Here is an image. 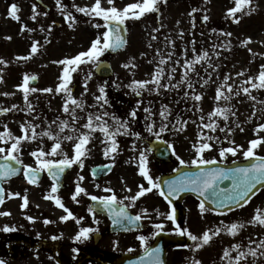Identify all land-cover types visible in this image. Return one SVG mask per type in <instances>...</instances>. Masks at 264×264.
Masks as SVG:
<instances>
[{
  "label": "snow or ice",
  "instance_id": "1",
  "mask_svg": "<svg viewBox=\"0 0 264 264\" xmlns=\"http://www.w3.org/2000/svg\"><path fill=\"white\" fill-rule=\"evenodd\" d=\"M168 0H136V2L129 3L123 8H119L115 5V0H107L108 7L102 5V0H95L94 4L89 6H78L73 3V7L76 12L82 13L90 19L100 18L103 21L101 23L93 24V27L100 29L104 28L105 31L99 33L90 43V46L79 52L73 57H66L60 59L59 61H53L62 65L61 75L58 77L59 83L55 89L48 87L44 89H38L34 86H30L31 81L37 80V76L25 74L22 79V83L17 85V90L23 94L24 107L13 104L11 107L0 106V116H4L9 112L13 111H24L26 114L31 115L34 113L35 108L29 99L30 94L43 92V93H56L63 94L64 103L62 105L63 113L67 114L69 119H60L57 117L53 120L47 127V129L42 131H37L40 128L39 124H35L32 121H25L19 125L21 130V135L17 136L12 133L8 125L5 123L2 125L3 131H0V181H9L11 178L17 176L23 170V176L25 177L27 183L37 184L39 180V175L43 171H47L48 175L51 177L53 183L51 185L50 193L54 194L58 192L60 187V181L65 173L66 169L72 168L74 165L78 166L81 170L84 168V159L90 155V149L88 145L90 142L96 139L95 134L100 133L102 136L101 144L103 145V155L105 158L115 160L116 155H118V150L120 145L118 143L117 137L119 136H132L136 140L141 139V134L139 132H134L131 129V123L135 122L138 118V112L141 108L142 100L137 101V105L128 113L127 119H121L115 113H110L106 110L105 106L110 107V102L108 100L105 85L98 87V95L94 94L95 103L88 105L85 101V94L88 92V81L92 79V72L89 71L84 78V93H81L79 98L73 95V74L81 70L82 65H92L97 71L102 68L103 61L101 57L105 52L112 51L116 52L126 47L128 41L123 35L126 29V21L130 19L139 20L149 13H159V5L161 3L167 4ZM206 3H210V0H205ZM235 6L228 9L227 17L232 18L234 23H239L240 19L237 18V14L251 15L257 10L258 5L253 4V0H234ZM56 7L64 15V19L69 23V27L72 28L77 20L73 16L71 11L67 10V6L62 2V0H55ZM198 9H193L189 13L191 16ZM18 5L13 3L9 9V18L19 21L20 17L17 15ZM33 15L30 17L32 20H36L41 14L47 15V13H40L37 11V5H32ZM210 19L209 15L204 14L202 20L206 23ZM179 24V21H177ZM193 27L195 24L193 23ZM33 31V29L26 28L22 25L21 31ZM41 31H44L41 28ZM48 31L51 32V26H49ZM160 29H153V32H159ZM217 30L212 29L215 33ZM180 38H183V30L178 33ZM220 35L231 37V32H221ZM6 39H11V37H6ZM156 35H151V40H156ZM166 47L171 45L172 50L164 53L161 49H156L155 68L150 74V79L147 80H136L133 79L127 87H129L137 97H142L144 92L149 94H155L157 96L162 95L164 92L175 90L179 92L182 88L186 89L180 100L185 102L193 100L200 102L203 100V95L196 91V85L199 84L200 88H204L208 85L209 81L212 80L213 73H217L220 67L219 64L212 63V56L219 58L220 53L217 48H224L225 50H230L228 43H221L219 45H212V55H210L208 50H203L197 52L195 48V40L191 43L193 47L191 48L192 56L188 58V49L184 50L182 61L181 59H173L175 55V42L169 37H165ZM252 43L251 38H246L241 42V46H247ZM151 47V43L148 45ZM39 50V42L33 41L31 44V49L29 55L17 56V60L27 61L32 58ZM248 51L252 53V49L248 48ZM142 56L145 54H141ZM253 55H258L253 53ZM135 58H131L128 63L122 65L126 69H135L138 65L134 62ZM150 64L154 63L153 60L148 61ZM7 61L0 58V65L7 66ZM204 67V72L207 74V79L200 75L197 71L196 66L201 65ZM182 69V73L179 80H175V74L177 69ZM208 69L212 71L209 72ZM193 74L197 77L193 81ZM244 71L236 73L237 77L245 76ZM217 80L220 77L217 75ZM233 77L230 74H226L223 77V81L219 83L214 100L217 102V107L213 111L207 114V117L203 114L202 109L199 107V103L193 105L196 112H200L198 119L200 121L197 124L199 129L197 134V140L192 144V149L194 151V157L190 161H185L180 157L175 151V148L166 140H162V135L169 131L182 132L186 130L189 122L196 123L195 120L183 119L179 114L173 118V110L169 108L167 104H161L158 115L160 117L159 127H157V122L153 118L157 115L154 111L151 103L147 107H143V112L145 113L143 119L145 120V130L152 136L155 137L156 141L167 145V148L171 150L172 155L175 156L176 160L179 162V167L173 169L174 172L179 173L175 178L164 180L161 182L160 177H153L150 174V169L148 167V157L147 152L151 149L140 150L138 157V174L146 181L147 187L144 183L137 186L138 190L134 195L125 196L123 200L118 199L116 193L110 187H105L102 189L104 193H109V195H90L87 190L82 187V182L85 177L78 176L75 184L74 193L71 199L79 203L77 199L81 195L88 197L91 201L95 202L102 210L106 211L109 218L112 221L114 227L124 228L125 231L131 230L128 225L139 227L143 219L149 218L150 213L147 208H142L140 212L136 215H131L128 211L129 208L135 207L136 202L147 194L156 191V193L168 202L170 206V212L160 213L157 210V216H164L167 220L172 221L175 225L176 221V209L171 207L174 197H179L180 194L185 192H191L197 196L199 199V210L200 214L203 216L206 212L211 211L206 207L207 203H214L220 208L232 210V204H235L236 208L245 207L251 200L252 196L256 194V190L259 187H264V155H258L257 149L264 146V137L252 139L249 141V146L247 149H243L242 145L235 144V141H229L232 145L230 147H221L219 149L218 155L219 160L216 158H206L205 153L211 151L214 147L215 142H220L219 136L210 135L208 133H215L217 129L220 132L225 133L224 139L227 140L232 134L233 129L229 126L230 117L236 116L235 105L232 103L235 97H239L241 93L246 95L249 99L255 103L264 104V101L257 100V97L252 95V90H264V64L260 65V70L255 76H247L241 82V85L234 88L230 80ZM175 81V82H174ZM4 82V77L2 75V69H0V83ZM119 87V85H116ZM191 90V91H188ZM0 95L11 96L13 93H0ZM180 101L177 100L176 103ZM222 103L223 106H220ZM255 103L253 104L254 111L252 116H256ZM86 109H97V111H86ZM79 112H84L85 115L81 116ZM192 111V109H188ZM264 112V108L260 109ZM33 120H38L39 116H33ZM251 119V118H249ZM84 120L85 122L80 124L79 122ZM217 120H223L224 127H221ZM111 121V123L109 122ZM235 122V121H234ZM236 127L240 128L241 131L244 129L241 127L239 122H235ZM53 125L56 129H53ZM79 125V127H77ZM67 130V131H66ZM207 130V131H205ZM264 131V124H259L255 132L259 133ZM47 137L52 140L53 143L50 149H45L43 147V139ZM33 141H39L40 144L36 150L30 152V155L35 158L36 167L27 165L23 163L22 159V149L25 143H30ZM65 141L73 142L72 144V155L69 156L67 152L63 150V144ZM132 150L135 152L136 146L133 144ZM243 151V157L245 160H253L254 163L247 167H234V168H224L218 166L228 154L236 156L238 152ZM56 157H60L56 159ZM10 162H14L10 163ZM235 163V161H233ZM109 167L105 165L98 169L92 170V175L96 176L99 172H103L105 168ZM182 168H194L195 171H183ZM231 181L230 188H222L220 185L226 181ZM162 184L165 187H162ZM99 188V185H96ZM126 191L131 192V188L126 187ZM21 198L22 208H27L29 205V198L26 194L21 195L20 192H8L7 198ZM45 200L54 201L56 207L63 210L65 215L60 217L62 222L68 220H74L76 224H81L83 218L77 217L73 212L65 206L62 199L58 195L47 194L43 197ZM202 198V199H200ZM127 200L129 203L125 204L124 201ZM5 202V188L0 185V205ZM117 206H119L117 210ZM38 207V206H37ZM88 212L93 216V223L98 224L99 221L96 220V210L91 206L88 208ZM10 212L0 211V216H8ZM217 214L226 215L224 211L217 210ZM27 219L33 221L34 218L28 216ZM44 224H50L52 221L45 219ZM247 224L252 226L259 225L264 228V211L257 208L253 217L247 221ZM247 224L233 222L231 224H225L223 221L220 222L221 226H217L214 229L209 228L205 230L201 235H195L187 228H181L179 225L175 226V231L178 235L187 236L191 241H193L192 251H199L213 242L214 237H219L221 233H226L232 237L239 235L240 231L244 229ZM152 227L156 230L153 235H159L164 229L162 223H154ZM0 231L12 232L15 231L14 228L9 226H4ZM93 233H98L97 228L93 227H80L76 235L73 237L74 242H83L90 239ZM61 237L53 236L51 239L56 240ZM137 239L143 248L144 255L139 259V262L130 261L129 264H165V261L161 258V249L151 248L147 246V237L144 235H139ZM255 243L256 247L251 245ZM73 253H78L79 249L73 248ZM128 252H133V248H129ZM233 253H235L233 255ZM252 257L251 264H256L257 260L264 258V238H261L258 242L251 241L244 250L240 243L232 244L231 247L225 248L221 256V260L225 261L226 264H249L248 258ZM75 258V257H74ZM0 264H6V261L0 259ZM191 264H202L201 260L193 257L191 259Z\"/></svg>",
  "mask_w": 264,
  "mask_h": 264
},
{
  "label": "rangeland",
  "instance_id": "2",
  "mask_svg": "<svg viewBox=\"0 0 264 264\" xmlns=\"http://www.w3.org/2000/svg\"><path fill=\"white\" fill-rule=\"evenodd\" d=\"M16 0H0V58H3L5 61H7V66H3V68H8L9 66V61L15 60L16 57L19 55V53H24L26 52L28 55L30 53L31 49V42L33 41H38L39 42V50L36 54L32 56L31 59L27 60L30 65L28 66V70H22V74H28V75H35L38 77V86L36 88L38 89H44L51 87L55 89L57 84L59 83L58 77L61 75V70H62V65H59L57 63H53V61H59L60 59H64L66 57H73L77 55L79 52L86 50L89 46L91 41L99 34L105 31L104 28L97 29L93 27V24L95 23H101L103 24V21L101 20H93L92 23H89L90 28H82L77 30V37L75 36L76 31L74 30H66L65 28L58 29L56 28L52 22L51 19L52 17L49 18L48 21L43 23V21H36L35 28L33 31H21L22 25L25 26L24 22L22 21L23 17V11H26L25 8H21V12H17V15L20 17V21H22V24L20 25L19 28V37H21V40L18 42L16 47L13 46L12 43H9V39H6V37H11L8 36L7 28H8V19L9 18V9H10V4L9 2H15ZM81 1V0H80ZM104 0H102L103 3ZM122 0H119V6L120 8H123L129 3L136 2V0H131L127 1L126 3L125 0H123V3L121 2ZM188 1H193V0H188ZM227 4L226 10L229 9V1L224 0ZM261 0H258V4L260 3ZM91 1L88 5L85 6H91ZM212 3V1L210 0ZM215 3V2H213ZM31 5L36 4L34 2L30 3ZM263 5V8L257 7V10H264V2L260 3ZM25 2H20V6H24ZM187 3H184V1L181 0H173L167 2V4L161 3L159 5L160 8V13L161 17L158 22V15L157 13H149L146 14L144 17H142L140 20H128L127 26H128V43L125 47V50L115 54L111 55L109 52H105V54L100 58L101 61H109L112 67V71H114V75L110 77L109 79H102L96 75V72L94 71V67L92 65H82L81 70L78 71L77 73L73 74V95L76 98H79L81 96V93H84V78L85 75L91 71L92 72V79L88 81V92L85 94V101L86 104L91 105L95 103L94 100V94L98 95V87L105 85L106 83V92L108 96V100L110 102V107L105 106L106 110L110 113H115L117 116H119L121 119H127L128 118V113L136 107L137 101L142 100L141 108L138 112V118L135 122L131 123V129L134 132H139L141 134V139L132 141V144H137L140 145L139 148H137V151L140 152V150H145L144 145L146 144L145 142L155 139L154 136L150 135L146 130H145V120L143 119L145 113L143 112V107L149 106L151 103V106L153 107L154 111L157 112V115H155L153 118L157 122V127H159L160 123V117L158 115V110L161 106V104H167L169 108L173 110V118L179 114L183 119H188V120H195L196 123H191L186 127V130L182 132H174V131H169L166 132L162 135V139L168 141L170 144H172L175 148V151L178 155H180L181 158H185V161H190L193 157V149H192V144L196 142L197 140V134H198V127L197 124L200 123L198 117L201 114L200 112H196L195 109L193 108V105L199 103V107L202 109L203 114L207 117V114L211 111L214 110L215 107H217V102L214 100L215 92L216 89L219 85L220 82L223 81V77L226 74H230L233 79L229 81L233 85L234 88H237L241 85V82L247 78V76H255L258 74L260 70V65L264 64V41H254L246 46V48L241 49L242 52L237 50V46H241L242 40L235 39L233 37V30H227L226 32H231L232 36L227 37L222 35L223 39L220 41L219 35L213 33L212 31L210 32H200L194 33L191 35V37H188V32H189V26H193L191 24V17L189 16V8L186 9ZM257 5V4H256ZM104 7H108L107 5V0L104 1ZM211 12V11H210ZM207 13V12H206ZM208 15V14H207ZM56 23L59 22L58 20H53ZM177 21H179V24H177ZM159 23V24H158ZM44 25V26H41ZM49 26H51V32L48 31ZM41 28L44 29V31H41ZM159 28V32H153V29ZM183 30V38H180L178 33ZM11 35V34H10ZM151 35H156L157 39L156 40H151ZM169 37L171 40L175 42V55L173 56V59H181L183 58V53L185 49H188V58H191L192 53H191V48L193 47L191 41L195 40V48L197 52H201L203 50H208L210 55H212V45L215 43L217 45L221 43H228L230 50H225L224 48H217V51L220 53L219 58L216 56H212V63L213 64H219L220 67L218 69L217 73H213L212 80L209 81L208 85H206L204 88H200L199 84L196 85V91L198 93H201L203 95V100L200 102H196L193 100H189L185 102L184 100H180V97L183 95V92L186 89H181L179 92L172 90L168 92H164L162 95L157 96L154 93L149 94L148 92H144L142 97H137L134 93H132L131 89L127 87V85L133 80H147L150 79V74L154 71L155 68V59H158L156 57V49H161L164 53L172 50L171 45L165 46V37ZM92 38V39H91ZM149 43H151V47H149ZM63 46L62 52H58V45ZM75 46V47H73ZM74 48L75 51L72 50ZM248 48L252 49V53L248 51ZM259 48H262L263 51L259 50ZM145 55H141V54ZM253 53L258 54V56L253 55ZM60 55L61 58L58 57ZM135 58V63L138 65L135 69H126L122 67V65L126 64L129 62L131 58ZM153 60L154 63L150 64L148 61ZM254 62V64H253ZM207 65L204 64L203 66L197 65V71L200 73L201 76H203L205 79H207V74L204 72V67ZM209 72H211V69H208ZM244 71L245 76L243 77H237L236 73ZM182 73V69L178 68L177 72L175 74V80H179L180 76ZM217 75L220 77L219 80L216 79ZM193 81L197 79V77L193 74L192 76ZM175 82V81H174ZM116 85H119V87H116ZM191 91V90H188ZM13 93L14 90L10 91H3L0 93ZM40 93L45 95V99L47 101L43 104L45 108L48 110L52 109V115L55 117L54 120L59 116H62V119H69L68 115L63 113L62 110V105L64 103V99L61 103V105L58 106H53V97L57 95L55 92L52 94L49 93H43V92H37V97L40 98ZM252 95L257 97V100L264 101V90H252ZM2 97H7L2 95ZM30 101L32 104H34V99L33 97L29 96ZM179 100V103H176V101ZM8 103V99H2L0 100V106L4 107ZM232 103L235 105V111H236V116L235 117H230L229 119V126L233 129L232 134L228 137L227 140L224 139L225 133L220 132L219 129L215 133H208L210 135L214 136H219L220 137V142H215L214 147H213V152L218 153L219 149L221 147H230L232 146L229 141H235V144L240 143L243 141V135L249 136V138H252L251 134L256 138L264 137V131H261L259 133L255 132L256 127L259 124H264V112L260 111V109L264 108V104L260 103H255L251 99H249L246 95L241 93L239 97H235L232 101ZM255 103V110H256V116H252V112L254 111L253 109V104ZM20 108L24 107V99L23 97L20 98L19 100V105ZM220 106H223L222 103ZM192 109V111H189L188 109ZM78 114L81 116H84V112H79ZM86 111H97V109H86ZM37 113H32L31 115H28L31 117L30 121H32L35 124H39L40 128L37 129V131H42L47 129L48 125L53 121V119L49 116L46 111H43V117L41 116L39 111H36ZM39 116L38 120H33V116ZM251 118V119H249ZM1 120V119H0ZM239 122L241 127L244 129L243 131L240 130V128L236 127L235 122ZM84 120H81L79 123L82 124L84 123ZM111 123V121H109ZM217 122L220 124L221 127H224V122L223 120H217ZM7 124L9 129L12 131L14 135H16V130L15 127L17 125L16 121H11V122H0V127H2L3 124ZM79 127V125H77ZM53 129H56V126L53 125ZM0 131H3L2 129ZM67 131V130H66ZM207 131V130H205ZM96 139L90 142V144H93L94 146L97 145V143H101L102 136L100 133L95 134ZM129 136H119L117 137L118 143L121 142L122 146H130L128 138ZM99 139V141H98ZM67 142V143H66ZM183 142H186L185 147H182ZM38 143H40L38 141ZM53 141L45 137L43 139V147L45 149H50ZM73 144V142H72ZM88 146H91V145ZM71 142L70 141H65L63 144V150L65 152H69L68 155L71 156L72 149L70 147ZM93 148V147H91ZM97 148V147H96ZM192 149V150H190ZM190 150L191 153H188ZM262 153H264V146H261L259 148ZM184 154H183V153ZM258 152V151H257ZM137 156H139V153H135ZM147 157L149 158V164L150 166V174L151 172L154 174H151L154 178L155 177H160L158 172H155L157 169V165L154 163L153 158L150 157L148 152L146 153ZM209 154V153H205ZM185 156V157H184ZM102 158H105L101 156ZM99 157V158H101ZM60 157H56V159H59ZM97 157H93V161L89 162V166L93 165V162H97L96 160H99ZM220 158V157H219ZM173 161L179 162L176 160L175 156L173 160H171V163ZM32 166H36L35 161L30 164ZM175 168H177L175 166ZM78 173V172H77ZM76 173V174H77ZM74 179L78 178V176L81 175H72ZM85 180L88 181V189H89V194L90 191H93V195L101 196V190L96 187L98 185L97 183L94 182L93 179L90 177V170L84 174ZM72 177L67 176L66 184L72 181ZM15 186L13 187L12 184L8 185L6 187V193L8 192H17L16 190L18 188L23 189L24 184L21 183V181H15ZM52 182L48 180L46 177L42 180V183L39 184V189L40 194L42 196L41 199L39 200H32L29 198V208L32 209H39L41 214L45 217V219L48 218V220L52 221V218H56V222L60 223L62 222L60 220V217L65 215L66 213L63 212L62 209L58 208L55 206L54 201L51 200H45L43 197L47 194L51 195H58V193H50ZM108 185V184H107ZM147 187V186H146ZM126 188V187H125ZM19 189V190H20ZM138 190V188H137ZM264 190H260V194H257L256 196L251 198L253 203L258 201V198H262ZM35 193V191H32ZM127 196L133 195L134 191L127 192ZM157 195L156 191L153 190L152 193L147 194L146 197V203L148 204L149 208L152 209V211H159L160 213L165 212V209L159 205V197H153ZM61 199L62 202L65 204L67 208H71V202L69 201V192L64 191L61 194L58 195ZM187 198V197H186ZM186 198L184 200H186ZM21 198H12L8 199L6 198L4 205L7 207L9 210H13V218L19 219L24 217L23 213L20 211H17L18 204L22 205V200L20 201ZM191 201V206L195 207L194 205L197 204L191 197L189 198ZM253 199V200H252ZM20 201V202H19ZM65 201V202H64ZM250 204V203H249ZM38 206V207H37ZM27 207V208H28ZM26 208V209H27ZM21 209L25 211V208ZM71 210V209H70ZM197 211L200 212L199 207L197 206ZM154 218H157L154 216ZM222 221V220H221ZM64 223L65 226V231L69 230V227L71 226V219L62 222ZM216 225V224H215ZM218 226L220 225V222L217 224ZM202 228V227H200ZM198 228V230H200ZM197 230V231H198ZM225 234V233H224ZM195 235H201L199 231L195 233ZM258 236L262 238L263 236L258 233ZM264 238V237H263ZM68 242L73 241V238L70 240H67ZM114 242V247H115V254L114 257L118 258L124 253L127 252V247L120 245L118 242H120V238L116 237L113 239ZM217 245L216 247H213L212 252L215 253V258L218 257L219 253L221 250H223V247H228L230 243V238L224 237L223 235H220L217 237ZM193 244H190L187 249L183 250L181 254L175 251H171L168 253L167 256V261L168 264H176L177 260H183L185 264H188L190 262L189 254L192 251ZM140 253L142 252V249H140L137 245L134 247V251ZM209 252H211L210 248H203L199 251L194 252L195 256L197 259L202 261V264H204L206 261H208V256ZM262 263H264V258L261 259Z\"/></svg>",
  "mask_w": 264,
  "mask_h": 264
},
{
  "label": "flooded vegetation",
  "instance_id": "3",
  "mask_svg": "<svg viewBox=\"0 0 264 264\" xmlns=\"http://www.w3.org/2000/svg\"><path fill=\"white\" fill-rule=\"evenodd\" d=\"M91 1V5L94 4L95 0H62V2L67 6V10L71 11L73 16L76 17V24L70 28L69 23L65 21L64 15L58 10L55 4V0H16L18 5V12H21V8H25L26 11H23V17L22 21L25 24L26 28L34 29L36 25V21L38 23L40 21H43L45 24L46 21L49 20L50 17H52L51 22L52 24L60 29L61 25L62 28H65L66 30H74L76 31L75 36L77 37V30L86 28L89 29V23H92L93 20H101L100 18L90 19L89 17L85 16L82 13L76 12L75 8L72 6L73 3L78 6H85L88 5ZM105 1V0H104ZM104 1L102 5H104ZM131 0H125L124 3ZM173 1V0H169ZM184 1V3H187L186 9L189 8V13L192 12L193 9H198V11L194 12L191 17V24H195V27L189 26V32L188 37H191L192 34L200 33V32H210L212 29H216L217 31L215 34H218L219 37L221 32H225L227 30H233V37L237 40H244L246 38H251L252 42L254 41H264V10H256L251 15H241L240 13L237 14V18L240 19L239 23H234L232 18L227 17V11L226 10V2L224 0H211L212 3H206L205 0H181ZM229 1V9L235 6L234 0H227ZM20 2H25L24 6H20ZM31 2L36 3L37 5V11L40 13H47V15H39L37 19L34 21L30 17L33 15L32 13V5ZM123 3V0L121 1ZM215 2V3H213ZM263 3L264 0H261L260 3ZM258 4V0H253L254 5H258V7L263 8L262 4ZM10 5L13 4V2H9ZM115 5L120 8L119 6V0H115ZM211 11V12H210ZM207 12V13H206ZM204 14H208L210 19L208 22H204L202 20V17ZM158 15V22L161 17V13H157ZM53 20H58L59 22H55ZM22 21H16L13 19H8V28L7 32L8 36H11V40L8 41L9 43H12L14 47L18 44V42L21 40V37H19V28L22 24ZM102 21V20H101ZM159 24V23H158ZM44 26V25H41ZM26 31V30H25ZM11 34V35H10ZM92 39V38H91ZM220 41L223 39V37L219 38ZM32 44V41H30ZM58 52L61 53L63 46L58 45ZM75 47V46H73ZM245 49V46L240 47V45L237 46V50L242 52L241 49ZM73 51L74 48H72ZM259 50L263 51L262 48H259ZM28 55L26 52L19 53L18 56H25ZM258 56V55H256ZM59 58L60 55H58ZM254 64V62H253ZM30 63L28 61L23 60H11L9 61L8 68H3V66H0V69H2V75L4 77V82L0 83V92L10 91L14 90L13 95L2 97L0 95V100L2 99H8V103L4 107H11L13 104L19 105V100L21 97H23V94L17 90V85L22 83V79L24 74L21 73L22 70L27 71L28 66ZM36 87V86H34ZM37 93L30 94V97H33L34 99V113H37L36 111H39L41 116L43 117V111H46V113L49 114V116L54 120V116L52 115V109L48 110L43 106V104L47 101L45 99V95L40 93V98L37 97ZM63 101V94H57L53 97V106L61 105ZM22 108V107H21ZM60 119H62V116H59ZM0 122H11L16 121L17 125L15 127L16 135H21V130L19 125L25 121H30L31 117L28 116L24 111H13L9 112L4 116H0ZM4 130L3 127H0V130ZM252 138H249L247 135H243V141L238 143L237 145H242L243 149H247L249 146V141L252 139H256L253 134H251ZM129 144L130 146H122L121 142H119L120 148L118 150V155H116L115 160H111L108 158H102L103 155V145L100 143H97V145L90 144L91 146H88L90 149V155L84 159V168L81 170L78 166L74 165L72 168H70V172L67 176L72 177V181L68 184H65L64 191L69 192V201L71 202V211L73 214L77 217H82L83 220L81 224H76L74 220H71V226L69 227L68 231H65L64 223L56 222V218H52V223L45 225L44 220L45 217L41 214L39 209H32V208H25L26 210L23 211L21 209V205L18 204L17 211H20L23 213L22 218L14 219L13 218V210H9L5 205L0 206V211H7L11 214L8 216H0V229H2L4 226H9L15 229V231L12 232H3L0 231V259L6 261V264H111V262L115 259L114 257V242L113 239L118 237L120 238V242H118L120 245L126 246L128 249L133 248L137 245L140 249H143L140 245L139 240L137 237L139 235L146 236L147 239V246H151L155 243V237L156 235H153V233L156 231L152 225L154 223H162L164 225V229L160 232L163 234H167L171 237H180L182 239H185L189 241V244H193L194 242L191 241L186 235L181 236L178 235L175 231V226L179 225L181 228H187L189 231H191L193 234L197 233L199 231L200 234H202L205 230L209 228H215L217 227L218 223L221 222V220L225 224H231L233 222L237 223H245L247 224V221H249L253 215L255 214V210L257 208L264 211V191L262 198H258V201L253 203L255 199L252 202H249L245 207L243 208H236L234 210H231L227 212L226 215H219L214 210L206 212L203 216L200 214V212L197 211V206L199 205V201L197 199L192 198L195 202H197L195 207L191 206L190 197H187L186 200H182L178 205H171V207H174L176 209V221L175 225L172 221L167 220L164 216H157V211H152L151 208H149L148 204L145 202L146 197H142L140 200L136 202L135 207L129 208L128 211L131 215H136L140 212L142 208H147L150 217L143 219L140 223V226L134 227L132 225H128V227L131 230L125 231L123 233H115L113 230V224L112 221L109 220V218L96 214V220L99 221L98 224L93 223V216L88 212L89 206H91V200L81 195L77 199L80 201L79 203L74 202L71 199L72 194L75 190V182L77 180L74 179L73 176L69 175H78L81 173L82 176L86 174L88 170H90V177L92 173V169L94 167H98V165H110L111 172L102 177L101 179L94 180L95 183L99 185V189L101 190L102 195H109V193H104L102 191L105 187H110L113 189V191L116 193L118 199L123 200L125 196H127V192L125 187L131 188L132 191H137V186L141 183H144L145 186H147L146 181L143 180V178L138 174V157L135 153H139V151H133L132 150V141H135L132 136H129ZM99 141V139H98ZM67 143V142H66ZM144 145L145 149H150L149 141L145 142ZM38 141H33L30 143H25L22 149V159L23 163L30 165L32 162L35 161V158H33L30 155V152L33 150H36L38 148ZM186 142H183L182 147H185ZM136 149L140 147V145L135 144ZM72 149V142L70 145ZM93 147V148H91ZM97 147V148H96ZM192 150V149H190ZM189 150L188 153H191ZM258 155H264V153L261 152V150L257 149ZM70 152V151H69ZM67 152V153H69ZM171 154V158L167 161H161L157 158V155L154 151L148 152L151 158H153L154 163L157 165V169L155 172H158L161 182L164 177L171 176L175 172L173 169H176L175 166L178 168L179 164L175 161H173L172 164L171 160H173L174 155H172L171 150H169ZM183 153V152H182ZM206 158H216L219 160L218 153L213 152V149L211 151H207ZM184 154V153H183ZM194 154V151H193ZM72 155V152H71ZM93 157H101L99 160H96L97 162H93L92 166H89V162L93 161ZM185 157V156H184ZM185 159V158H184ZM149 160V158H148ZM235 161V163H233ZM252 160H245L243 157V151H240L237 153L236 156H232L231 154H228L227 157L220 163L223 166H234V165H242L247 164L248 162H251ZM149 162V161H148ZM12 163V162H10ZM14 163V162H13ZM32 166V165H31ZM148 166L151 165L148 163ZM36 167V166H32ZM184 169V168H182ZM181 169V170H182ZM45 172V171H43ZM41 172L39 175L38 185H32L27 183L25 177L23 176V170H21L20 176L17 178H13V180L9 181L5 184V191L7 190L6 187L10 184L12 186H15V181H21L25 186L23 189L18 188L16 191L20 192L21 195L26 194L28 198L36 201L42 198L40 192L39 184L42 183V180L44 179V173ZM78 172V173H77ZM77 173V174H76ZM151 174H153L151 172ZM154 175V174H153ZM85 177V176H84ZM48 179V178H47ZM49 180V179H48ZM108 184V185H107ZM82 187H84L87 192H89L88 189V181L84 179L82 182ZM20 189V190H19ZM264 190V189H262ZM32 191H35L33 193ZM64 191H58V195L61 194ZM56 193V194H57ZM133 194V195H134ZM260 194V192H258ZM90 195H93V191H90ZM130 195V194H129ZM153 197H159V205H161L165 212L162 213H169L170 212V206L167 201H165L162 197H160L158 194ZM7 198V193L6 197ZM255 198V197H254ZM22 199H20L21 201ZM19 201V202H20ZM251 201V200H250ZM65 202V201H64ZM125 204H128L129 202L127 200L124 201ZM119 208V206H118ZM208 208V207H207ZM210 209V208H209ZM28 216H31L34 218L33 221H30L27 219ZM157 217V218H154ZM48 219V218H47ZM216 224V225H215ZM80 227H93L98 229V233H93L90 237V239L81 242H74L67 240H70L73 238L76 233L78 232ZM134 227V228H133ZM202 227V228H200ZM200 228V230H198ZM198 230V231H197ZM258 233L264 237V228L257 226H252L250 224H247V226L242 229L239 233V235L232 237L228 234L221 233L224 237L230 238L229 247H231L232 244L240 243L244 250H247V247L249 245L250 240L251 241H259L261 238L258 236ZM58 236L61 237L60 239L53 240L51 237ZM262 237V238H263ZM217 237L213 238V242L206 246L205 248H210L211 252H209L208 261H206L204 264H226L225 261L221 260V256L223 254V250L226 247H223V250L220 251L217 258H215V253L212 252L213 247H216L217 245ZM252 247H256V244L253 243L251 245ZM77 248L79 249L78 253H73L72 249ZM127 249V250H128ZM175 252H178L181 254L182 250H173ZM126 253H132V252H126ZM134 254V253H133ZM194 252H191L189 254V260L190 262L188 264H191V259L195 256ZM235 253H233L234 255ZM75 257V258H74ZM196 258V257H195ZM260 258L257 260L256 264L262 263ZM249 264H251L252 257L248 258ZM202 262V261H201ZM176 264H185L183 260H177ZM264 264V263H263Z\"/></svg>",
  "mask_w": 264,
  "mask_h": 264
},
{
  "label": "water",
  "instance_id": "4",
  "mask_svg": "<svg viewBox=\"0 0 264 264\" xmlns=\"http://www.w3.org/2000/svg\"><path fill=\"white\" fill-rule=\"evenodd\" d=\"M123 35L126 37V32L123 33ZM123 50V49H121ZM121 50H118L116 52H112L110 51L111 53L115 54ZM97 71V70H96ZM98 75L101 76V77H108V76H111L112 75V71H111V68H110V65L109 63L105 62L103 63L102 65V68L97 71ZM35 83V82H34ZM151 150L155 151V153L158 155V158H160L161 160L162 159H165V160H168L169 158V152H168V148L165 144H162L156 140L152 141L151 142ZM255 161L253 162H250L248 163L247 165H244V166H238V167H247L249 166L250 164L254 163ZM219 166V165H218ZM103 167V166H102ZM221 167V166H220ZM100 168V167H98ZM98 168H95V169H98ZM227 168H231V167H227ZM196 170V169H195ZM195 170H188V171H195ZM69 171V169H66L65 173L63 174L62 178H61V181H60V186H62V182H63V177L67 174V172ZM110 171L109 167L105 168L103 172H99L96 176H93L97 179L101 178L102 176L108 174ZM48 174V173H47ZM179 173H176L174 174L173 177H170V178H164V180H169V179H173L175 178ZM49 176V175H48ZM50 177V176H49ZM51 178V177H50ZM162 187H165L166 189V186H164L162 184ZM220 187L222 188H230L231 187V181L230 180H226L224 181ZM260 188H263V187H259L257 188L256 192L258 190H260ZM192 195V196H195L197 197L195 194L191 193V192H185V193H182L180 194L179 197H174L172 198L173 202L176 204L179 203V201H181L185 195ZM202 199V198H200ZM206 206H209L211 207L212 209H214L215 211L219 210V211H228V209H225V208H220V206L214 204V203H207L206 202ZM232 208H235V204H232L231 206ZM93 208L98 212V213H102V214H105V215H108V213L104 210H102L95 202H93ZM109 216V215H108ZM156 243L153 247L151 248H160L161 249V258L165 261V257H166V252H167V249L168 248H171V247H183L186 245V242H184L183 240L181 239H172V238H169V237H165L163 235H159L157 236L156 238ZM144 255V254H143ZM142 255L140 256H134V257H131V256H124V257H121L119 259H117L116 261L113 262V264H129L130 261H133V262H139V259ZM165 264H166V261H165Z\"/></svg>",
  "mask_w": 264,
  "mask_h": 264
}]
</instances>
